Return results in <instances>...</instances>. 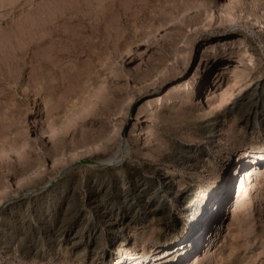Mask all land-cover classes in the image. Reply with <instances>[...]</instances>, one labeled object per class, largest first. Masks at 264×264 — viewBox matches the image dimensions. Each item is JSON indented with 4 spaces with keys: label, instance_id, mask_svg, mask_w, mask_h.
Returning <instances> with one entry per match:
<instances>
[{
    "label": "rangeland",
    "instance_id": "rangeland-1",
    "mask_svg": "<svg viewBox=\"0 0 264 264\" xmlns=\"http://www.w3.org/2000/svg\"><path fill=\"white\" fill-rule=\"evenodd\" d=\"M237 4L0 0V264H105L111 249L151 252L184 234L202 250L226 203L210 201L215 177L232 162L229 182L238 151L264 147V23ZM244 34L220 66L211 57L204 102L186 97L213 45ZM157 94L163 104L143 110ZM236 203L242 228L218 262L200 264H264V173ZM103 212L126 224L124 244H112Z\"/></svg>",
    "mask_w": 264,
    "mask_h": 264
},
{
    "label": "bare ground",
    "instance_id": "bare-ground-1",
    "mask_svg": "<svg viewBox=\"0 0 264 264\" xmlns=\"http://www.w3.org/2000/svg\"><path fill=\"white\" fill-rule=\"evenodd\" d=\"M234 2L244 6V8L249 12L251 15H253L256 19L262 21L264 23V15L259 14L258 11L259 6L258 4L253 1H247V0H233ZM237 4V5H238ZM181 20V19H180ZM242 30L249 29L248 25H241L240 26ZM255 30V29H254ZM243 32V31H242ZM253 32V30H252ZM257 35V34H256ZM243 37H246V34H244L241 38L237 37H228L223 40H225V43L223 44V49L220 52H217V47L213 45V49L215 52L213 54L208 56V62L205 63V61L200 64L197 69L194 71L193 76L191 78V81L187 84L188 85V93L186 97H189L191 99L197 98L201 99V95L203 91H205L206 84L209 82V78L211 73L213 71L215 72V67L213 64V59L211 57H214V63L216 65L220 66L222 64V61L219 62L220 58L223 57L226 54H229L231 51L236 49L239 45H242L245 42V39ZM220 74V73H219ZM218 74V75H219ZM192 82V84H191ZM170 91L177 88L180 84L179 81L176 83H173ZM178 84V85H177ZM148 101L145 103V107L143 110L147 107H151L154 102L158 103L160 106L163 104L164 98L161 95H152L148 97ZM258 98V97H257ZM205 98H202V101L204 102ZM130 100V99H129ZM257 102V101H256ZM91 103V102H90ZM95 103V102H94ZM96 104V103H95ZM157 104V105H158ZM257 104V103H256ZM90 109L94 106L93 102L92 104H88ZM87 105V106H88ZM252 110V109H251ZM89 111V110H88ZM225 116V115H224ZM241 117V116H240ZM242 118V117H241ZM240 118V119H241ZM243 120V119H242ZM214 132V131H213ZM212 132V133H213ZM216 133V132H215ZM214 135V134H213ZM212 139V137H210ZM212 143V142H211ZM98 144V143H97ZM209 146V145H208ZM91 147V146H90ZM97 148V146H96ZM207 148V147H206ZM211 148V147H210ZM88 150V149H87ZM203 150V149H202ZM209 153V152H208ZM239 156V163L240 167L237 171L236 177L231 179L229 182H224V175L229 173V168L232 164V162H228L225 164L224 170L215 177V183L214 187L210 190L211 196L210 201L212 203H216V205L220 202L226 201L223 208L219 212L220 220L218 224L216 225V229L213 232L207 233L206 241L203 242L202 250L197 249L196 247H187L188 244H186L187 240L186 238L189 236V234H184L182 237L178 238L175 241H172L171 243L167 244L166 246H160L154 248L151 252H147L146 250H137L132 249L130 247L124 248V251L121 252V249H116V251H113L111 249L110 255L108 256V260L105 264H170L172 262H176V264H181V262H177L181 255L184 256V258H188V256L192 253L191 256L188 258L189 264H200L201 261H219V258H222L221 252L223 250V247L226 246L228 243V237L233 235L235 232L236 226L242 228L241 225H239L237 221V215L240 211H237V200L240 199V195L243 191V185L247 183L249 180H254L255 177L258 176V174L264 173V147H256V146H248L243 147L238 151ZM194 155V154H193ZM191 156V155H190ZM193 157V156H192ZM195 157V156H194ZM108 160H112L113 158L110 157L107 158ZM99 161V160H98ZM192 163V162H191ZM193 164V163H192ZM163 179V178H162ZM143 181V180H142ZM137 184V183H136ZM143 187V186H142ZM257 187V186H256ZM170 189V188H168ZM173 189V188H172ZM49 190V189H48ZM144 190V189H143ZM174 190V189H173ZM149 191V190H148ZM233 191V193H232ZM2 194V191L0 192ZM4 193V192H3ZM138 193V192H137ZM231 193L233 195H231ZM0 194V195H1ZM100 194V193H99ZM136 194V193H135ZM176 194V193H175ZM138 195V194H137ZM183 195V194H182ZM134 197V196H133ZM155 196H147L145 201L147 203H150ZM102 198V197H101ZM95 199V198H94ZM100 199V198H99ZM205 200V199H204ZM131 201V200H130ZM139 201V200H138ZM209 201V200H208ZM209 201V202H210ZM95 203V202H94ZM138 204V202H137ZM146 204V203H145ZM67 205V204H66ZM69 205V203H68ZM97 205V204H96ZM135 205V204H134ZM140 205V203H139ZM142 205V204H141ZM29 206V205H28ZM27 206V207H28ZM34 206V205H33ZM112 206V205H111ZM149 207V206H148ZM199 207V206H198ZM135 208V207H134ZM141 208V207H140ZM99 209V208H98ZM155 209V207H154ZM206 209V208H205ZM145 210V209H144ZM13 211V210H12ZM31 211V210H30ZM33 211V210H32ZM137 211V210H136ZM102 212V211H101ZM164 212V211H163ZM209 210L201 209V219H205ZM33 213V212H32ZM46 213V211H45ZM49 213V212H48ZM106 213V212H105ZM104 212L101 213V217L103 218V222L108 228V231L112 235V244L116 242H123L126 240L123 236V231L125 228V225L121 220H119L117 217L114 218L112 216H109L105 214ZM135 213V212H134ZM19 214V213H18ZM23 214V213H22ZM26 214V213H25ZM50 214V213H49ZM111 214V212H110ZM117 214V213H116ZM98 215V214H97ZM122 215V214H121ZM31 216V215H30ZM38 216V215H37ZM42 216V215H41ZM45 216V215H44ZM49 216V215H48ZM64 216V215H63ZM116 216V215H115ZM26 217V216H25ZM32 217V216H31ZM100 217V218H101ZM29 218V216H28ZM40 218V217H39ZM48 218V217H47ZM64 218V217H63ZM62 218V219H63ZM21 219V218H20ZM41 219V218H40ZM17 220V219H16ZM15 220V221H16ZM50 220V219H49ZM48 220V221H49ZM40 221V220H38ZM59 221V220H58ZM135 219L131 218L129 219V222H127V226L134 222ZM139 221V220H138ZM196 221V220H195ZM43 222V221H42ZM62 222V221H61ZM65 222V221H64ZM102 222V223H103ZM200 222V221H199ZM47 224V222H45ZM63 223V222H62ZM14 224V223H13ZM22 225V223H20ZM133 224V223H132ZM8 225V224H7ZM16 225V224H15ZM14 225V226H15ZM64 225V224H63ZM134 225V224H133ZM12 226V227H14ZM17 226V225H16ZM27 226V225H26ZM24 226V227H26ZM56 226V225H55ZM66 226V225H65ZM132 226V225H131ZM29 227V226H28ZM45 227V226H44ZM102 227V226H101ZM199 227V226H198ZM23 228V227H22ZM47 228V227H46ZM79 228V227H78ZM18 229V227H17ZM26 229V228H25ZM52 229V228H51ZM77 229V228H76ZM75 229V230H76ZM80 229V228H79ZM197 227H191L190 233L191 237H199L197 234L199 232L205 233L207 231L206 227L203 228V224H200V229L197 231ZM7 230V229H6ZM13 230V229H12ZM20 230V229H19ZM23 230V229H22ZM47 230V229H46ZM78 230V229H77ZM8 231V230H7ZM10 231V230H9ZM52 231V230H51ZM70 231V230H69ZM95 231V230H94ZM23 232V231H22ZM53 232V231H52ZM75 232V231H74ZM201 232V233H202ZM9 233V232H8ZM12 233V232H11ZM10 233V234H11ZM102 233V237H105V233ZM15 234V233H14ZM18 234V233H17ZM16 234V235H17ZM21 234V233H20ZM62 234V233H61ZM78 234V233H76ZM76 234L71 235L67 239V243L69 244L70 248H76L81 243V238H79ZM200 234V233H199ZM5 235V234H4ZM19 235V234H18ZM22 235V234H21ZM20 235V236H21ZM64 235V234H62ZM85 235V234H84ZM83 235V236H84ZM80 236V235H79ZM92 236V235H91ZM95 236V235H94ZM64 237V236H63ZM16 238V237H15ZM3 239V238H2ZM17 240V238H16ZM58 240V239H57ZM66 240V239H64ZM88 240V239H87ZM191 240V239H190ZM86 241V240H85ZM89 242V241H88ZM95 242V241H94ZM10 243V242H9ZM61 243V242H60ZM64 243V242H63ZM96 245L98 244V240H96ZM120 243V245H121ZM9 245V244H8ZM7 245V246H8ZM67 245V244H66ZM114 245V244H113ZM181 245H183L184 252L182 254H179V250L181 248ZM34 246V245H33ZM38 246V245H37ZM32 247V246H31ZM67 247V246H66ZM114 247V246H113ZM119 247V246H118ZM35 248V247H34ZM37 252V251H36ZM44 256V255H43ZM166 259V260H165ZM219 259V260H218ZM170 260V261H168ZM185 262V261H184ZM187 262V263H188Z\"/></svg>",
    "mask_w": 264,
    "mask_h": 264
}]
</instances>
